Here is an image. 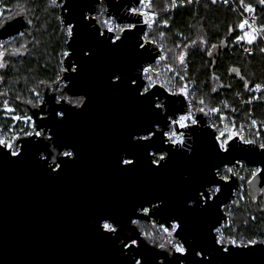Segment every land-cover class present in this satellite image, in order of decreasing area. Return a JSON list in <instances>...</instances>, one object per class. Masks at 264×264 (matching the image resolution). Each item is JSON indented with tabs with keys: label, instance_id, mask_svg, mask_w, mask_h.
Masks as SVG:
<instances>
[{
	"label": "water",
	"instance_id": "water-1",
	"mask_svg": "<svg viewBox=\"0 0 264 264\" xmlns=\"http://www.w3.org/2000/svg\"><path fill=\"white\" fill-rule=\"evenodd\" d=\"M103 1L109 15L134 20L122 11L138 0ZM100 2L58 0L70 28L61 81L83 103L53 96L36 107L41 117L23 103L43 134L18 138L17 154L0 146V264H264L263 241L226 245L217 235L243 182L220 170L258 168L247 183L257 196L264 148L233 138L221 150L205 118L190 128L185 147L167 143L171 119L186 112V102L159 85L142 93L141 71L160 50L141 47L143 27L116 41L101 34L93 18ZM18 17L0 24V43L25 32ZM63 150L73 155L59 157ZM157 153L165 155L155 162ZM145 219L176 224L184 251L141 236L135 221Z\"/></svg>",
	"mask_w": 264,
	"mask_h": 264
},
{
	"label": "trees",
	"instance_id": "trees-1",
	"mask_svg": "<svg viewBox=\"0 0 264 264\" xmlns=\"http://www.w3.org/2000/svg\"><path fill=\"white\" fill-rule=\"evenodd\" d=\"M169 2L155 0L153 8L159 15V24L154 32L162 34L161 44L168 53V61H181L182 68L186 67L183 73L207 105L215 107L224 101L237 104L238 98L246 96L251 86L264 82L262 44L257 43L252 55L244 54L238 48L241 20L236 13L209 0L167 13L165 7ZM237 2L254 6L264 24V0ZM0 12V24L16 16L26 19L25 32L0 44V52L15 53L5 60L6 68L0 72V108L4 100L9 99L19 112L32 114L23 103L31 102L35 109L41 105L38 103L41 88L59 82L69 28L62 20L58 0H0ZM81 98L69 99L81 103ZM242 114L249 121L264 124V103ZM0 126L4 133L6 131L7 139L14 137L15 132L9 133L4 122ZM261 136L264 139V131ZM254 169V166L241 163L238 168L228 166L220 170L223 178L234 174L243 178L233 202L225 208L228 221L221 228L223 244L264 242V195L250 196L247 185L257 172ZM141 226L153 244L161 245L164 240H169L170 232L164 228Z\"/></svg>",
	"mask_w": 264,
	"mask_h": 264
},
{
	"label": "built area",
	"instance_id": "built-area-1",
	"mask_svg": "<svg viewBox=\"0 0 264 264\" xmlns=\"http://www.w3.org/2000/svg\"><path fill=\"white\" fill-rule=\"evenodd\" d=\"M204 0H170L166 4L167 13L174 12L179 7L201 3ZM214 5H222L228 7L232 12L236 13L240 20L241 35L237 41L238 48L247 55L255 52L257 43L262 44L264 50V24L261 23L257 10L252 5H241L237 0H209ZM104 3V4H103ZM155 0H138L129 7H125L122 11L127 17L134 20L119 21L114 15H109L108 7L105 1L97 5L93 18L96 20L101 34L107 33L112 35V40L120 39L123 34L130 29L143 27L141 35V47L148 45H157L160 53L156 60L145 65L141 71L145 85L142 93L150 91L154 86L163 87L168 93L173 95H181L186 102V112L177 115L175 119H171L169 128L166 131V142L173 146L185 147L190 139V128L199 125L200 119L205 118L209 126L215 129L216 139L221 150L227 149L228 142L237 138L243 143H254L260 148H264V139L261 133L264 131V124L256 120L249 121L243 116V111H251L257 104L264 103V82L251 86L246 96H240L237 104L224 101L215 107L206 104L203 98H200L195 91L194 85L187 75L183 73L186 67L182 68L181 61L172 63L168 61V53L164 52L161 44V35L154 32L155 26L159 24V15L154 10ZM28 118V124L32 126L22 129L15 134L12 139L0 141V146H5L11 150L13 154L20 151L19 146H15L14 142L21 136H30L37 134L42 135L43 132L36 133V123L31 115ZM70 155V150H65ZM165 154H161L156 162ZM106 229H113L112 225L106 223ZM183 251V250H179Z\"/></svg>",
	"mask_w": 264,
	"mask_h": 264
},
{
	"label": "rangeland",
	"instance_id": "rangeland-1",
	"mask_svg": "<svg viewBox=\"0 0 264 264\" xmlns=\"http://www.w3.org/2000/svg\"><path fill=\"white\" fill-rule=\"evenodd\" d=\"M0 15H1V12H0ZM67 28H69V27H67ZM69 33H70V28H69ZM13 38H11V39H13ZM11 39H8L6 41H9ZM7 53L8 52H5V51L4 52H0V72H3L4 69L6 68L5 60L10 58V57H12V56H15V53H9V54H7ZM67 54H68V49H67V51H65V52L63 51L62 52V55H63L64 59L67 56ZM63 69H64V66H63ZM0 78H1V76H0ZM60 78H61V75H60L59 79ZM45 88H46V86H43L41 88V93L38 94V98H39L38 103H40V104H42L43 93H44ZM82 98H81V100H82ZM77 103H80V100H78ZM31 115L32 114H30L29 112H26V111L25 112H19L16 109V107L11 103V101L9 99H5L4 102H3V106L0 108V116H1L0 118H2V119H0L1 120L0 124H1V122L2 123L4 122V126H6L8 128L7 131L9 133H14L15 132L14 134L19 133L22 129L24 130L25 126L29 127L30 130H31L32 126H30L28 124V118H30L29 116H31ZM5 139H7V133H6V131L4 133L2 131V127L0 126V141H3ZM254 168H255L254 171H257L256 172V174H257L259 172V169L256 168V167H254ZM212 190H213L214 193L217 191L216 188L215 189L213 188ZM221 228H219L217 230L218 241L220 243H221V237H222ZM174 229L175 228H173L171 230V232L174 233V231H175ZM146 235H147V233H146ZM147 237H149V236H147ZM176 248L179 249V250L181 249V250L184 251V248L181 245H180V247H178V245H177Z\"/></svg>",
	"mask_w": 264,
	"mask_h": 264
},
{
	"label": "flooded vegetation",
	"instance_id": "flooded-vegetation-1",
	"mask_svg": "<svg viewBox=\"0 0 264 264\" xmlns=\"http://www.w3.org/2000/svg\"><path fill=\"white\" fill-rule=\"evenodd\" d=\"M19 17L17 16L16 19H18ZM58 84V85H57ZM66 83L61 81V78L59 79V82H57L56 84H54L53 86H48L45 88L44 90V93H43V99H42V103L47 100L48 98H53L57 101V102H60V101H67L69 102L70 104L72 105H81L84 101V98H83V101L81 103H77V102H71V100L69 99L71 96H69L65 91H64V87H65ZM43 108H35L33 109V112H35L37 115H39L40 117L42 116L41 115V111H42ZM46 137H49L48 134H46ZM70 155H73V152L70 150ZM161 154L163 153H157L156 154V158L155 160L157 159V157H159ZM68 154L65 152V150H63L60 154H59V157H63V156H67ZM156 162V161H155ZM257 195H264V186L260 187V189L257 190ZM210 194L211 196H213L214 192L213 190L211 189L210 190ZM148 213V210L146 209L145 211H143V214H147ZM141 224L145 227H148V228H164L166 231H169L170 232V237H169V240H164L163 243L161 245H156V246H165V245H171V247L173 249H175L176 251H179V249L176 248V246L178 245V247H180L181 243L177 242L176 241V237H173L174 233L171 232V230L173 228H175L174 230H176L177 228V225L176 224H173L170 228H166L164 226H159V224L154 220V219H145V220H138V221H135V225L137 226V229L141 231V236H143L144 238H148L147 235H146V230L144 227L141 226ZM113 227V226H112ZM114 229V227H113ZM134 232L132 233H129L130 236L134 235L133 234ZM149 239V238H148ZM134 243H136V241H133ZM155 245V244H154ZM182 246V245H181ZM183 247V246H182ZM182 252V251H181Z\"/></svg>",
	"mask_w": 264,
	"mask_h": 264
}]
</instances>
